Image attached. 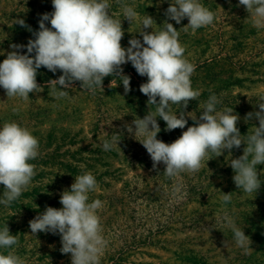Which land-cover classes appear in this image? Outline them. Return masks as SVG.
Masks as SVG:
<instances>
[{"label":"rangeland","instance_id":"obj_1","mask_svg":"<svg viewBox=\"0 0 264 264\" xmlns=\"http://www.w3.org/2000/svg\"><path fill=\"white\" fill-rule=\"evenodd\" d=\"M110 12L121 19L124 37L121 45L139 35V20L131 25L123 18L116 0H110ZM142 17H153L161 28L170 0H124ZM215 14L213 25L184 31L185 18L180 24L169 20L179 30V41L185 47L186 58L195 65L192 88L201 95L190 101L186 112L199 117L209 95L219 100L217 110L233 108L240 116L237 127L241 135L250 134L257 119L245 122L249 112L259 111L264 97V28L257 29L253 18L239 5V0H200ZM51 0H0V62L11 51V44L26 45L39 30L44 13L53 11ZM23 19L32 31L15 24ZM46 26L51 27L49 22ZM151 32L152 29H147ZM26 53V48L22 50ZM130 77V92L125 94L117 77H106L103 91L95 94L75 82L69 95L55 99L47 82L57 79L44 67L38 70L37 82L44 90L30 93L28 100L8 98L0 87V127L5 122H17L27 127L39 140V156L30 161L36 165V175L29 188L10 206L0 204V228L7 223L10 234L16 235L15 252L25 264H71V254H62L59 234H31L29 221L50 206L61 208L60 194L70 189L75 176L91 172L97 189L89 194L103 203L98 210L103 235L108 246L101 264H264V165H258L261 187L257 194H247L233 181L231 158L243 155L241 145L231 156L225 150L195 174L183 173L170 180L163 172L153 170L146 149L124 127L134 117L143 118L155 106L147 105V96L139 91L146 76H140L132 64L122 66ZM112 80V84L111 83ZM173 113L182 109L172 105ZM161 128L157 138L171 143L179 138L193 121L188 118L185 129L165 131L166 123L157 118ZM134 129V125H133ZM116 133L121 139L118 147L103 150L105 140ZM174 183L185 186L187 196L174 198ZM4 186L0 185V198ZM231 193L226 206L221 197ZM38 206V207H37ZM234 217L252 243L247 251L238 247L232 230L221 221L224 209ZM5 252V249H0Z\"/></svg>","mask_w":264,"mask_h":264},{"label":"clouds","instance_id":"obj_2","mask_svg":"<svg viewBox=\"0 0 264 264\" xmlns=\"http://www.w3.org/2000/svg\"><path fill=\"white\" fill-rule=\"evenodd\" d=\"M53 11L44 13L39 20V30L33 32L34 39L27 44H11V51L0 62V87L8 98L19 97L28 100L30 93H40L44 88L38 84L37 75L41 67L52 73L59 70L62 75L47 82L55 99L69 95L75 82L82 89L95 94L103 89L106 77H117L123 84L124 92H130V77L123 74L122 66L131 63L140 76H146L139 91L147 96V105L155 106L143 117H134L131 124L124 127L142 144L152 160L153 170L158 165L165 166L163 174L176 180L183 173L195 174L213 158L220 157L225 150L243 148V155L231 158L229 165L235 173L233 181L238 189L249 195L257 194L261 187L258 165H264V97L258 103L259 111L249 112L245 122L257 119L250 134L241 135L237 127L240 116L234 109L217 110L219 100L215 94L209 95L202 105L199 117L186 112L189 102L201 95L192 88L191 77L195 65L185 56V47L179 41V30L168 21L180 24L185 18L188 24L184 31L196 30L213 25L215 14L200 0H170L164 15L163 26L157 25L150 15L140 14L134 6L116 0L122 9L123 18L130 25L139 20L140 39L133 36L129 47L121 45L124 29L121 19L110 12V0H51ZM245 7L257 29L264 28V0H239ZM49 22L51 27L46 26ZM15 24L32 29L23 19ZM147 29H152L151 32ZM26 48V53L22 52ZM112 80L109 86H111ZM172 105H179L181 111L173 113ZM166 123L165 131L185 129L188 118L194 122L181 136L171 143L158 139L161 128L157 118ZM134 125V129H133ZM116 133L111 140H105L103 150L118 147L121 139ZM123 153V151H122ZM39 156V140L32 132L17 122H5L0 127V185L4 186L0 204L5 207L16 201L32 183L36 175V165L30 163ZM97 180L91 172L75 176L70 189L60 194L61 208L46 207L44 212L29 221L31 234H59L62 254H71V264H101L108 246L103 235V227L98 210L103 203L99 199L89 202V194L97 189ZM174 198L187 196L185 186L174 183ZM231 193L221 197L222 205L231 202ZM38 207V206H37ZM225 227L232 230L238 247L247 251L252 243L243 229L237 227L234 217L227 209L221 217ZM19 243L16 235L10 234L7 223L0 228V264H25L15 247Z\"/></svg>","mask_w":264,"mask_h":264}]
</instances>
